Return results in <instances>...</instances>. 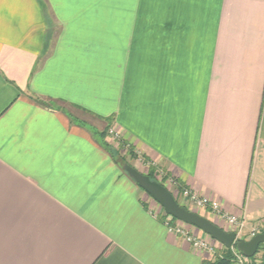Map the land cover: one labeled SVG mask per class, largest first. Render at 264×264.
<instances>
[{
	"label": "crops",
	"instance_id": "crops-1",
	"mask_svg": "<svg viewBox=\"0 0 264 264\" xmlns=\"http://www.w3.org/2000/svg\"><path fill=\"white\" fill-rule=\"evenodd\" d=\"M108 128L213 224L263 233L264 0H0V264L212 260L148 208Z\"/></svg>",
	"mask_w": 264,
	"mask_h": 264
},
{
	"label": "water",
	"instance_id": "water-1",
	"mask_svg": "<svg viewBox=\"0 0 264 264\" xmlns=\"http://www.w3.org/2000/svg\"><path fill=\"white\" fill-rule=\"evenodd\" d=\"M123 171L140 190L161 207L165 216L195 228L225 249L234 247L246 258H253L260 247L264 246V232L249 241L236 239L235 233L226 232L208 219L180 206L174 195L161 183L150 180L147 175L141 174L129 165H124Z\"/></svg>",
	"mask_w": 264,
	"mask_h": 264
},
{
	"label": "built area",
	"instance_id": "built-area-1",
	"mask_svg": "<svg viewBox=\"0 0 264 264\" xmlns=\"http://www.w3.org/2000/svg\"><path fill=\"white\" fill-rule=\"evenodd\" d=\"M110 135L116 134L113 130L109 131ZM117 137V135H115ZM180 198L183 199L185 202L190 204L191 206H194L198 209H203L209 211V213L219 215V208L218 205L213 202L212 200L206 199V198H200L194 194H192L189 190L184 189L182 193L180 194ZM156 215V214H155ZM158 217V215H156ZM223 219L227 222V224L232 228L233 233L236 235V239H242V235L244 232V222L241 219H238L236 217H223ZM164 225L168 229V232L170 234L179 236L184 238V240L189 243L192 248L195 251L198 252H205L208 254H212L214 252V246L211 242L207 240H202L200 238H197L195 236H192V234L189 233L184 228V224L174 221L171 217H167L164 219ZM257 233L255 231L250 233V236L247 240L249 241L253 237H255ZM213 241V240H212ZM232 252V264H264V254L262 256L255 255L253 258H246L242 253L238 252L234 247L231 249ZM262 253L264 252V249H261Z\"/></svg>",
	"mask_w": 264,
	"mask_h": 264
},
{
	"label": "rangeland",
	"instance_id": "rangeland-1",
	"mask_svg": "<svg viewBox=\"0 0 264 264\" xmlns=\"http://www.w3.org/2000/svg\"><path fill=\"white\" fill-rule=\"evenodd\" d=\"M115 132V131H114ZM116 133V132H115ZM117 135V137L115 136ZM108 137H110V141L112 142V147L117 149L118 147V143H119V140L121 139L119 134H114V135H110L108 133ZM114 143V144H113ZM129 148L126 147L124 149H120L119 150V157L120 158H123L125 160V162L122 164L123 166L124 165H129L131 166L132 168L136 169L138 172H140L141 174L143 175H147V173L149 172V168L151 167L150 165H147L145 164L144 161H141L140 159H133L131 158L130 156H128L127 152H128ZM133 154L136 155L133 151ZM119 158V159H120ZM122 166V167H123ZM152 168V167H151ZM155 177L158 181H162V178L163 176L161 175V173L159 172L158 174L155 173ZM167 189H169L170 193L172 195H174L175 199L177 200V202L179 203L180 206L184 207L185 209H187L188 211H192L206 219L209 220V218L211 217V214H208L205 212V210L203 209H198L194 206H191L190 204H188L187 202H185L183 199L180 198V194H178L176 191H175V188L172 186L171 183H168V186H167ZM140 194L143 195V198H145L146 200V204L148 206V208H150L156 215L158 216H161V215H164L163 214V210L161 209V207L159 205H157L155 202H153L142 190H140ZM146 196V197H144ZM211 222V220H209ZM184 228L187 230V231H190V230H193L195 228L193 227H189L187 225H184ZM196 231V229H195ZM198 232V234H200V237H197V238H200L202 240H207L209 242H211L212 244H216L217 246H219V249L221 247L220 244H218L217 242L215 241H212L208 236L204 235L202 232L200 231H196ZM229 232V231H227ZM231 232V231H230ZM190 233V232H189ZM191 234V233H190ZM192 236H195V235H192ZM196 237V236H195ZM218 250H214V254L217 253ZM264 254V252L262 253L261 249H259L258 251V256H262ZM257 256V255H256ZM263 262H264V259H263Z\"/></svg>",
	"mask_w": 264,
	"mask_h": 264
},
{
	"label": "trees",
	"instance_id": "trees-1",
	"mask_svg": "<svg viewBox=\"0 0 264 264\" xmlns=\"http://www.w3.org/2000/svg\"><path fill=\"white\" fill-rule=\"evenodd\" d=\"M110 129L108 128L105 132L98 134L102 140L108 135ZM128 147L129 150L127 152L128 156L131 158L135 159L137 158V155L133 154V148H131L125 141L119 140L118 147L117 149L113 148L111 145L104 143V148L106 151L110 154V156L115 160V162L121 167L123 170V163L125 160L123 158L119 157V150L124 149ZM120 158V159H119ZM149 172L147 173V176L150 178L152 181H157L163 185V182L165 181L166 178H162V181H158L155 177V169L149 168ZM176 190L178 191V194H181L182 191L184 190L183 186L181 184L176 183ZM164 222V219L166 218L165 215L158 216ZM174 220V219H173ZM175 221V220H174ZM260 249H264V246H261ZM232 252L230 249H225L223 246L220 247V249L217 251V253L214 254L213 258L211 261H205L202 264H232Z\"/></svg>",
	"mask_w": 264,
	"mask_h": 264
}]
</instances>
